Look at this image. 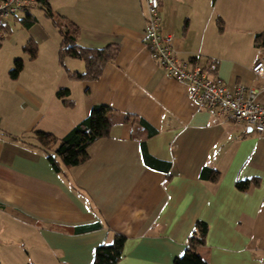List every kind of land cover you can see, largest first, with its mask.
<instances>
[{
	"label": "crops",
	"instance_id": "1",
	"mask_svg": "<svg viewBox=\"0 0 264 264\" xmlns=\"http://www.w3.org/2000/svg\"><path fill=\"white\" fill-rule=\"evenodd\" d=\"M50 2L78 27L82 46L117 43L119 53L99 79L74 80L67 70L84 72L85 63L68 57L60 65L62 36L54 26L55 41L36 40L38 56L17 79L4 81L1 130L62 137L105 104L111 134L90 146L87 162L59 171L41 149L0 133V234L8 237L0 243L17 249L31 239L36 264H93L96 248L120 234L127 240L119 264H173L203 220L209 231L199 253L208 262L264 264V131L222 121L152 59L145 0ZM161 6L181 59H197L231 87L260 82L252 68L264 58V47L255 44L264 31V0H161ZM44 46L52 50L51 65L37 63ZM61 88L71 90L72 105L57 97ZM204 168L219 171V181L202 177ZM253 177L261 184L236 187Z\"/></svg>",
	"mask_w": 264,
	"mask_h": 264
},
{
	"label": "trees",
	"instance_id": "2",
	"mask_svg": "<svg viewBox=\"0 0 264 264\" xmlns=\"http://www.w3.org/2000/svg\"><path fill=\"white\" fill-rule=\"evenodd\" d=\"M50 1L51 0H40V3H38L39 5L36 4L34 7L40 6L44 8L46 16L52 20L53 25L58 29L62 36L58 54L60 65L64 67L65 60L68 57L82 60L86 66L85 71L71 72L70 70H67L69 76L74 80L80 81H93L99 79L105 66L109 62L115 61L120 50V45L113 43L103 48L82 46L78 42V27L63 15L56 13L51 7ZM31 9L26 13H18L26 14L23 21L28 27L32 26L36 21V18L30 14ZM18 14L13 15L11 18L16 17ZM222 22L223 21L220 19V30L223 29ZM5 28V24L0 23V33H4ZM255 44L264 47V31L256 33ZM24 50L29 54L30 59H35L38 56L39 46L35 41L29 42ZM24 67L25 60L23 58H16L13 67L9 71L10 77L12 79H17ZM211 71H214L213 68ZM56 94L66 105L73 104V101L68 99L71 95V90L69 88H61ZM111 110L112 109L109 105H95L89 116L83 119L62 137L50 132L40 131H35L32 134L25 136L12 135L3 130H0V133L2 135L11 136L14 140L21 139L24 143L41 149L47 155L53 166L60 171L87 162L91 157L89 152L90 146L97 140L105 138L111 134ZM130 117L131 116L127 114L124 119L127 120L130 119ZM141 122L149 131V135L154 133V129H152L146 122L142 120ZM144 154L148 159L149 155L146 152V149L144 150ZM201 176L213 182H218L221 178V173L212 168H204ZM260 184L261 180L253 177L251 179L238 180L236 182V187L239 190H246L252 186ZM208 231V223L203 220H198L192 233L187 239L186 252L182 256L177 257L173 264H211L199 253V248L206 244ZM126 240V236L115 234L112 242L99 245L95 250L93 264H119L123 256ZM0 264H2L1 261Z\"/></svg>",
	"mask_w": 264,
	"mask_h": 264
},
{
	"label": "built area",
	"instance_id": "3",
	"mask_svg": "<svg viewBox=\"0 0 264 264\" xmlns=\"http://www.w3.org/2000/svg\"><path fill=\"white\" fill-rule=\"evenodd\" d=\"M40 0H0V23L13 15L26 13ZM145 41L152 59L174 79L188 87L189 98L213 111L222 121H235L264 131V58L253 65L260 82L256 85L229 86L218 75L211 74L197 59L183 60L175 47V35L165 28L161 0H145ZM0 35H3L0 33Z\"/></svg>",
	"mask_w": 264,
	"mask_h": 264
},
{
	"label": "rangeland",
	"instance_id": "4",
	"mask_svg": "<svg viewBox=\"0 0 264 264\" xmlns=\"http://www.w3.org/2000/svg\"><path fill=\"white\" fill-rule=\"evenodd\" d=\"M30 14L36 18L32 26H27L23 21L26 14H18L16 17L5 22V30L3 36H0V97L5 88L4 81L10 78L9 71L14 65L16 58H23L25 63H28L30 56L24 50L29 42L36 40H45L48 38L49 43L55 41L58 37V31L54 27L52 20L46 16L43 7L36 6L31 9ZM47 41V40H46ZM37 43V42H36ZM44 53L37 63H52V50L50 47L44 46ZM0 126V130H1ZM25 233V232H23ZM21 233V234H23ZM30 236H35L36 233H28ZM8 238L5 233L0 234V241H5ZM24 239V238H23ZM26 240V239H24ZM26 242V241H25ZM29 242V243H27ZM24 243L25 247L18 246L17 249L12 247L8 249L0 243V260L2 264H36L33 250L29 248L30 244L34 243L31 239ZM3 252V253H2Z\"/></svg>",
	"mask_w": 264,
	"mask_h": 264
},
{
	"label": "water",
	"instance_id": "5",
	"mask_svg": "<svg viewBox=\"0 0 264 264\" xmlns=\"http://www.w3.org/2000/svg\"><path fill=\"white\" fill-rule=\"evenodd\" d=\"M252 127H250V130H251Z\"/></svg>",
	"mask_w": 264,
	"mask_h": 264
}]
</instances>
